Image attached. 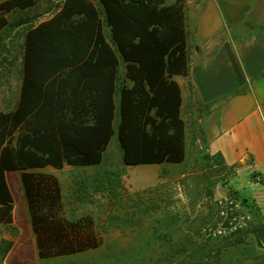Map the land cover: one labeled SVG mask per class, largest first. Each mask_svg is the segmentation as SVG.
<instances>
[{
	"label": "crops",
	"instance_id": "1",
	"mask_svg": "<svg viewBox=\"0 0 264 264\" xmlns=\"http://www.w3.org/2000/svg\"><path fill=\"white\" fill-rule=\"evenodd\" d=\"M3 1L6 0H0ZM67 1L62 0L61 5ZM97 2L104 17L105 8L116 5V0ZM123 4L124 21L139 23L140 31L143 25L154 21L166 24L181 22L188 61L187 74L173 77L180 87V116L185 122L183 161L142 164L123 160L125 168L151 165L159 167L156 169L159 170L184 163L187 151L192 149L188 139L189 128L197 118L201 139L196 140L193 147L204 149L203 198L209 201V207L205 204L202 216L213 224L217 220L218 200L237 201L249 225L238 237L253 236L254 239L233 246L231 263L264 264V246L249 231L264 223V0H123ZM109 29L111 33V25ZM30 34L29 31L25 37L27 44L33 40ZM29 46L24 49L23 80L13 101L7 137L16 142L21 124L41 104L46 82L57 76L56 117L60 142L86 154L101 152V158L96 162L89 161L86 166L63 164L61 168H55L47 165L5 172L12 197V220L10 223L0 222V240L10 241L11 245L4 255L0 251V264L65 262L67 254H61L58 247L67 239L73 243L81 240L91 248V252L99 249L100 232L96 223L78 219L76 224H69L68 217L77 206H69L68 183L74 187L77 180L86 178L85 173H97L115 133L123 156L118 138L119 104L121 90L130 88L133 83L127 73V63L113 61L100 64L99 59L92 56L90 45L83 49V57L76 61L65 64L49 62L47 65L38 64L35 58L31 60L32 50L36 53L41 48L31 49ZM110 49L116 57L115 49ZM66 82H71L72 86L65 88ZM101 101L108 108L111 102L112 113V131L103 149L99 147V138L95 137L99 136ZM72 102L76 104L74 108ZM117 113L119 120L116 124ZM71 119L75 120L74 128L61 125L63 120ZM23 172L29 173L27 181ZM195 175L182 173L176 179L195 178ZM240 175L248 176V183L254 175L261 177V183L252 193L249 203L238 196V186L233 184ZM94 176L97 178V174ZM125 178L133 185L131 179ZM70 194L77 199L78 195H84L75 189ZM241 199L245 201L241 203ZM32 205L40 210L32 213ZM39 214H52L56 219H48L42 229H37L34 218ZM192 214L200 215L201 208H194ZM74 225L82 233L75 234ZM195 241L193 246L197 247ZM43 247L49 248L45 254H41L40 248Z\"/></svg>",
	"mask_w": 264,
	"mask_h": 264
},
{
	"label": "rangeland",
	"instance_id": "2",
	"mask_svg": "<svg viewBox=\"0 0 264 264\" xmlns=\"http://www.w3.org/2000/svg\"><path fill=\"white\" fill-rule=\"evenodd\" d=\"M61 2L40 0L33 7L15 9L5 15L9 24L0 31L1 111L11 112L13 101L21 89L24 49L30 45L25 37L29 31V37L33 39L30 43L35 40L41 48L35 58L38 64L76 61L83 57L89 45L93 48L92 56L99 59L100 64L108 61V47L115 49V62L123 63L97 0H69L64 6ZM23 20L26 22L21 23ZM97 28L99 34L96 33ZM80 35H85L83 41H72L73 36ZM118 120L117 113L116 124ZM198 126L195 118L189 128L188 139L192 149L187 151L186 161L176 167L159 170H156L159 167L151 165L125 168L115 133L97 173H85L86 178L77 180L74 187L68 183L67 188L69 206H77L68 217L69 224H76L78 219L96 223L100 232L99 249L91 252L88 247L84 250L89 251L83 253L78 248L84 245L81 240L73 243L67 239L58 247L61 254H67V261L39 264H232L233 246L248 243L254 237H238L249 227L248 223L238 229H227L215 237L203 232L209 222L202 216V210L205 204L209 207V201L203 198L204 149L193 147L194 142L201 139ZM104 132V127L99 125V136L95 137L100 139ZM188 172L195 173L196 177L176 179L177 175ZM22 174L27 181L29 173ZM93 174H97V178ZM125 176L133 181L134 186ZM68 178L71 180L70 175ZM233 184L238 186V196L248 203L259 186L248 183L246 175H240ZM25 187L27 190V183ZM74 189L84 195L74 198L70 194ZM194 208H201V214L193 216ZM239 208L240 204L238 215L231 210L224 219L226 227L232 228L241 217L247 219ZM36 210L40 209L32 205V213ZM50 218L55 220L56 216L36 215L35 227L42 229ZM190 224L193 228L189 229ZM73 230L75 234L82 233L76 226ZM194 239L197 247L193 246ZM88 258L96 261H88L91 260Z\"/></svg>",
	"mask_w": 264,
	"mask_h": 264
},
{
	"label": "trees",
	"instance_id": "3",
	"mask_svg": "<svg viewBox=\"0 0 264 264\" xmlns=\"http://www.w3.org/2000/svg\"><path fill=\"white\" fill-rule=\"evenodd\" d=\"M38 1L0 2V31L9 24L6 14L15 9L33 7ZM105 20L112 27L111 38L123 63H127V73L133 81L130 88L121 90L119 104L118 138L123 148V160L142 164L182 162L185 157V122L180 116V87L173 79L176 75H186L188 70L181 22L166 24L154 21L143 25L140 31L139 23L124 21L123 0H116L115 7L105 8ZM84 38L74 36L72 41H83ZM35 42L30 43L31 49H36ZM108 49V61L103 62H115L116 57ZM36 56L37 52L32 50L31 60ZM57 85V76L46 82L41 104L21 124L15 143L7 137L12 114L0 111V222L10 223L12 220V197L5 180L6 171L47 165L61 168L63 164L86 166L89 161L96 162L101 158V152L86 154L60 142L56 117ZM70 86L71 82H66L65 88ZM99 104V125L105 129L100 136L99 147L103 149L112 131L111 102L110 108L102 101ZM71 105L74 108L76 104L72 102ZM74 121L63 120L61 125L74 128ZM0 243V251L4 255L11 242L0 240ZM78 248L83 251L88 247L82 245ZM40 249L41 254H45L49 248Z\"/></svg>",
	"mask_w": 264,
	"mask_h": 264
},
{
	"label": "built area",
	"instance_id": "4",
	"mask_svg": "<svg viewBox=\"0 0 264 264\" xmlns=\"http://www.w3.org/2000/svg\"><path fill=\"white\" fill-rule=\"evenodd\" d=\"M261 183V177L259 175H254L253 178L251 179L250 184L251 185H258ZM238 202L235 200L231 199H224V200H218L217 201V220L213 224H206L203 228V232L207 236H219L223 234L227 229L233 230V229H238L245 226L246 220L241 217L239 221H237V224L234 225L232 228H228L224 225V219L229 215V212L231 210H235L236 215H238Z\"/></svg>",
	"mask_w": 264,
	"mask_h": 264
},
{
	"label": "water",
	"instance_id": "5",
	"mask_svg": "<svg viewBox=\"0 0 264 264\" xmlns=\"http://www.w3.org/2000/svg\"><path fill=\"white\" fill-rule=\"evenodd\" d=\"M245 199H241L240 202L243 203ZM250 232L254 233L259 242L264 246V223H261L258 227L250 229Z\"/></svg>",
	"mask_w": 264,
	"mask_h": 264
}]
</instances>
